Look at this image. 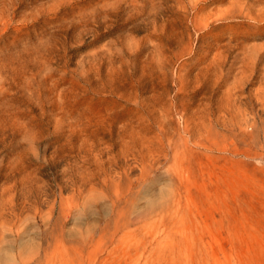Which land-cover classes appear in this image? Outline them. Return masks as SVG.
<instances>
[{
    "label": "rangeland",
    "instance_id": "rangeland-1",
    "mask_svg": "<svg viewBox=\"0 0 264 264\" xmlns=\"http://www.w3.org/2000/svg\"><path fill=\"white\" fill-rule=\"evenodd\" d=\"M0 264H264V0H0Z\"/></svg>",
    "mask_w": 264,
    "mask_h": 264
}]
</instances>
